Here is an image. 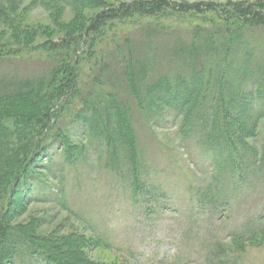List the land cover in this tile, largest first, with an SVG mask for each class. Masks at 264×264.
Returning a JSON list of instances; mask_svg holds the SVG:
<instances>
[{
	"label": "trees",
	"instance_id": "obj_1",
	"mask_svg": "<svg viewBox=\"0 0 264 264\" xmlns=\"http://www.w3.org/2000/svg\"><path fill=\"white\" fill-rule=\"evenodd\" d=\"M18 3L0 0V24L11 34L9 43L0 40V59L38 52L50 65L24 78H0V264H103L88 256L90 246L108 243L94 229L92 236L65 234L62 220L43 233L53 219L34 216L14 224L24 210L17 198L23 191L22 207L51 204L89 226L71 210L66 189L69 174L85 167L96 177L119 179L134 206L148 209L154 185L135 112L149 132L159 119H181L182 139H195L201 155L209 156L206 188H189L203 214L232 213L244 187L264 179V137L259 148L251 143L264 124V0L118 6L49 0L55 16L62 6L101 11L70 25L55 19L61 37L55 42V32L46 30L49 39L41 44L36 32L16 25ZM187 18L200 23L187 31L165 23ZM129 23L137 24L139 39L118 34ZM226 182L233 183L234 195L224 190ZM259 218L228 241L212 239L203 250L205 263L227 264L244 244L264 241V215Z\"/></svg>",
	"mask_w": 264,
	"mask_h": 264
},
{
	"label": "rangeland",
	"instance_id": "obj_2",
	"mask_svg": "<svg viewBox=\"0 0 264 264\" xmlns=\"http://www.w3.org/2000/svg\"><path fill=\"white\" fill-rule=\"evenodd\" d=\"M109 6L134 1L156 2L161 0H103ZM167 2H187L189 4H227L241 2H257L262 0H162ZM49 0H19L16 11V25L20 28L36 32V44L47 41L44 36L46 30L55 32L51 39L59 40L61 31L57 29L55 19L65 25L75 23L78 18L89 19L99 13L101 9L75 10L62 6V11L55 16V9ZM182 31L190 30L199 25L195 18L183 21H167ZM137 24L129 23L118 29V34L137 33ZM8 27L0 24V40L10 42ZM137 39L140 37L137 33ZM21 50V48H20ZM50 62L46 55L37 52L29 55L26 52L18 57L0 59V78H24L38 71L47 70ZM87 69V68H86ZM168 117V116H167ZM136 124L140 134V147L143 160L151 168L153 189L150 201L145 200L148 209L139 205L134 206L130 195L121 187L120 180H107L106 177H96V172H89L82 167L81 174L67 177L66 189L68 203L72 211L81 214L89 220L90 225L84 227V221L76 222L66 212H61L51 204L31 202L27 207L21 206L19 193L16 206L24 210L22 215L14 221H28L35 218L53 219L50 226L40 228V232L47 233L56 224L64 220L67 227L63 232L70 231L92 236L94 229L106 242L105 246H90L88 256L93 262L103 264H207L204 261L203 250L208 247L212 239H228L234 231L245 229L242 227L250 219L255 220L264 215V179L254 181L244 187L241 199L234 205L232 213L219 210L208 211L203 214L195 202L189 188L205 189L212 167L209 156L201 155L195 139L183 140L180 132L181 119L158 120L157 127L149 132L144 125L142 116L135 112ZM159 118V117H158ZM157 118V119H158ZM258 137L251 140L253 146L259 148V142L264 137V124L260 127ZM258 131V132H259ZM93 157V156H92ZM89 162H95L89 158ZM40 165H38L39 167ZM40 173L38 170H36ZM45 175V174H42ZM259 179V178H258ZM49 184L53 181L46 177ZM123 186V185H122ZM233 183L226 182L224 190L233 194ZM38 195L39 192H36ZM46 195V194H45ZM48 194L45 201L51 196ZM158 195L161 198H157ZM234 195V194H233ZM255 213V214H254ZM33 218V217H32ZM260 220V218H259ZM264 230V218L260 221ZM81 226V227H80ZM261 232V231H260ZM264 239V238H263ZM228 241V240H226ZM109 245V246H107ZM245 248L235 256L227 258V264H264V241L244 244Z\"/></svg>",
	"mask_w": 264,
	"mask_h": 264
}]
</instances>
